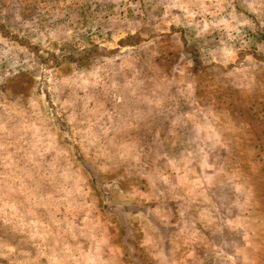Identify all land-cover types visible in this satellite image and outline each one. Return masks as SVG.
Listing matches in <instances>:
<instances>
[{"label":"rangeland","instance_id":"obj_1","mask_svg":"<svg viewBox=\"0 0 264 264\" xmlns=\"http://www.w3.org/2000/svg\"><path fill=\"white\" fill-rule=\"evenodd\" d=\"M0 264H264V0H0Z\"/></svg>","mask_w":264,"mask_h":264}]
</instances>
